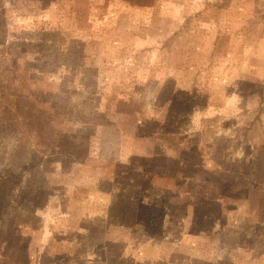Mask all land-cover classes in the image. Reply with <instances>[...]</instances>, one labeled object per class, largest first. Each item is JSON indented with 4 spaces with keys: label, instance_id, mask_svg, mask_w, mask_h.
<instances>
[{
    "label": "rangeland",
    "instance_id": "obj_1",
    "mask_svg": "<svg viewBox=\"0 0 264 264\" xmlns=\"http://www.w3.org/2000/svg\"><path fill=\"white\" fill-rule=\"evenodd\" d=\"M108 1L0 0V264H264V0Z\"/></svg>",
    "mask_w": 264,
    "mask_h": 264
},
{
    "label": "trees",
    "instance_id": "obj_2",
    "mask_svg": "<svg viewBox=\"0 0 264 264\" xmlns=\"http://www.w3.org/2000/svg\"><path fill=\"white\" fill-rule=\"evenodd\" d=\"M117 1L120 2L122 5L134 6L138 8H149L152 6L153 3V0H117ZM164 90L161 91L159 99L161 98V94L164 93ZM0 199L2 198L0 197ZM25 206H26L25 212L31 211L30 210L31 204L29 201L26 202ZM165 209H166V205L164 204V202H162L161 199H157L153 196H150L149 194H139L138 200L135 204L133 224H135L136 226H145L150 222H152L155 225L153 228L154 230L153 232L158 235H163L168 220V214L166 213ZM197 224H199V218L196 220V225ZM257 232L260 238L264 236V223L257 227ZM156 258L157 261H160V258H158V256ZM26 261H27L26 255L22 251L20 262L22 264H26Z\"/></svg>",
    "mask_w": 264,
    "mask_h": 264
}]
</instances>
